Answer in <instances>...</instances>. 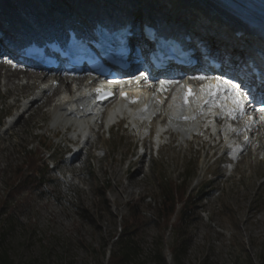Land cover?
<instances>
[{"label":"rangeland","instance_id":"obj_1","mask_svg":"<svg viewBox=\"0 0 264 264\" xmlns=\"http://www.w3.org/2000/svg\"><path fill=\"white\" fill-rule=\"evenodd\" d=\"M1 82L0 75V118L11 112L19 97L35 89L26 85L22 90L8 89ZM54 98L12 125L15 128L7 134L0 124V253L4 250L11 264H107L126 239L120 227L131 223V207L141 215L136 236L126 239L132 253L120 264H264L260 159L245 157L247 163L241 160L239 172L237 167L228 178L229 172L218 164L226 160L219 158L222 152L216 154L218 144L200 145L199 138L197 150L192 144L193 153L191 143L182 144L183 149L176 140L169 142L172 147L162 146L159 154L146 150L141 159L121 127L110 135L100 133L82 164L69 163L62 155L72 144L68 134L48 124ZM25 152L42 155L48 162L46 181L38 190L10 197L8 184L12 172L26 160ZM173 182L185 186V194L194 198L181 224L177 214L167 222L157 216L160 188ZM98 188H105V193H98Z\"/></svg>","mask_w":264,"mask_h":264},{"label":"bare ground","instance_id":"obj_2","mask_svg":"<svg viewBox=\"0 0 264 264\" xmlns=\"http://www.w3.org/2000/svg\"><path fill=\"white\" fill-rule=\"evenodd\" d=\"M30 2H31V0H24V3H25L24 8L25 9L28 5H30ZM0 68L4 69L3 66H0ZM13 72H15V73H8L5 71H2V73H0L1 80H2L1 86L8 88V89L22 90V89L26 88L27 86L32 87L33 84H29L28 81H31L34 78L41 79V82L45 80V76L40 72L30 71V70H25V69H15ZM21 79H24V80L28 79V80H26V82L20 84ZM64 79L65 78H58V85L55 86L54 92L57 91L62 86V84L64 83L63 82ZM71 79H74V81L79 80V82L77 83L78 86H83V87L89 86L88 84H86V80H85L86 78L83 76H78V77L71 78ZM43 84L45 86H47L48 81H45ZM23 85H26V87H22ZM39 91H40V88H38V90L36 92H39ZM67 92H68V95L58 96L56 98V100H54V102L52 103V107H50V111H51V115H52L50 122H51L52 127L61 126L64 129V127L68 123L71 122L68 119L71 117L68 114H65V112H70L72 110L73 104H71V102H73L74 96L71 95L73 93V91L71 89L67 90ZM83 92H85V90H83ZM32 107H33V105L30 106V108H32ZM30 108H28L27 111H29ZM63 110L65 112H63ZM261 119H262V123L260 124V126L258 128H254L253 126L249 127V125L245 126L246 132H245L244 136H246L248 134L250 136V140L246 144V150H245V153L243 154L241 160H244L245 157H248L249 160L256 162V159H257L256 156L264 148V116H261ZM85 122H87V121H84V122L82 121L80 123H77V125L73 129V133H76V132L79 133L80 132L81 134L85 135L86 134V132L84 131ZM7 123H8L7 129H10L13 126H16L18 121L15 119H9V121ZM159 123H160V125H159L160 128H166V131L161 133V134L158 133L159 130L156 127L155 123H153V124L150 123V124L146 125L145 127H140L139 129H134V130L130 129V134L133 137L136 136L138 138H141L142 144L145 147V149L147 148L149 143L153 144V141H157V140L159 141L163 137L168 138V140L166 143L161 144L158 149L160 150V148L164 145H167L168 147H172V144L169 142H174L178 139L177 135L175 133L171 132V128L174 126H170L171 127L170 128L166 124L162 123V121H160ZM126 124H127V127H132V124H134V123L128 121ZM69 125H71V124H69ZM176 129H177V131L180 132V135H183V134L185 135V137L181 138L180 141H182L183 143H186L189 140L188 139L189 136H186V133L189 131L190 126L182 125ZM206 129L207 128L204 129V132L206 131ZM261 136H263L262 139H260ZM197 138H199L201 140L200 145L202 143L204 144L205 142H207L208 147H211V146L215 147L217 144H219V142L208 141L205 138H203L201 135ZM70 139L73 141L75 140L73 135L70 137ZM183 143L179 142L175 145H178L179 148L185 149L186 147H182ZM93 146H95V144L93 145L91 142L88 144V148H92ZM262 155L264 156V152H262ZM141 156L142 155L140 154L138 156V158H140ZM225 156L226 155L223 151L221 153V155L219 156V158L225 159L224 158ZM258 161H260V160H258ZM247 167L250 168V165H247ZM137 175L139 176V173ZM259 184L262 185L261 182H259ZM120 191H121V189H120Z\"/></svg>","mask_w":264,"mask_h":264},{"label":"trees","instance_id":"obj_3","mask_svg":"<svg viewBox=\"0 0 264 264\" xmlns=\"http://www.w3.org/2000/svg\"><path fill=\"white\" fill-rule=\"evenodd\" d=\"M26 162L23 161L13 172L12 178L9 181V187L6 191L8 196L14 197L23 191L38 190L46 180L47 168L42 162L40 156L25 152ZM185 180V179H184ZM184 184V181H182ZM178 182L163 184L160 188V197L157 201V216L164 222H167L174 215H178L179 223L181 224L185 219L187 213L191 210V205L194 202V198L185 194V186ZM100 194L105 193V188L97 189ZM180 209V210H179ZM129 214L132 217L131 223H126L120 227V232L123 236L129 238L130 236H136V230L138 228V219L140 212H136L133 207L130 208ZM177 224L176 236L181 235V225ZM126 239L121 240V249L118 254L111 253L107 264H120L128 259L132 253L131 247H129V241ZM175 254L178 250V245L173 248ZM1 264H11L6 257L5 251L0 253ZM32 264V263H27ZM177 264H179L177 262Z\"/></svg>","mask_w":264,"mask_h":264},{"label":"snow or ice","instance_id":"obj_4","mask_svg":"<svg viewBox=\"0 0 264 264\" xmlns=\"http://www.w3.org/2000/svg\"><path fill=\"white\" fill-rule=\"evenodd\" d=\"M222 88L232 93V95L228 97V99H230L232 104L235 106V110H238L241 113H243L244 111L243 93L240 92L239 85L232 84L229 81H223L222 83H218L216 85H210L207 89H202L201 91L204 92L206 96L209 97V99L204 101V104L211 103L212 102L211 98L217 96ZM107 95L110 94L102 93L101 98H104ZM189 97H195V94L191 90H188V92L184 96L185 104L188 103ZM261 111L264 112V109H261ZM185 119H187V117H185Z\"/></svg>","mask_w":264,"mask_h":264}]
</instances>
